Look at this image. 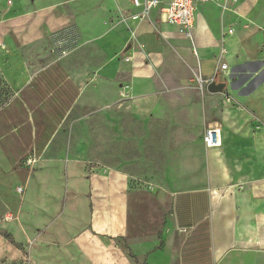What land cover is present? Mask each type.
<instances>
[{
	"label": "crops",
	"instance_id": "0c3cea01",
	"mask_svg": "<svg viewBox=\"0 0 264 264\" xmlns=\"http://www.w3.org/2000/svg\"><path fill=\"white\" fill-rule=\"evenodd\" d=\"M132 1L39 0L0 19V54L17 63L0 106V264H264V8L206 3L187 46L157 9L132 21ZM161 32L159 47L139 42ZM171 48L189 63L214 61L222 81V63L246 78L226 86L232 101L211 126L221 146L207 149L202 136L205 161L198 150L195 162L172 161L151 196L130 189L131 175L104 154L125 117L139 153L140 121L175 118L156 78ZM166 199L160 225L143 221L145 200Z\"/></svg>",
	"mask_w": 264,
	"mask_h": 264
},
{
	"label": "rangeland",
	"instance_id": "374dc122",
	"mask_svg": "<svg viewBox=\"0 0 264 264\" xmlns=\"http://www.w3.org/2000/svg\"><path fill=\"white\" fill-rule=\"evenodd\" d=\"M35 1L39 0H0V19L20 14L23 6L31 5ZM50 1L52 2V0ZM58 1L67 4L70 0ZM253 3L260 9L264 8V0H254ZM217 6L221 7L220 4ZM134 12L135 10L130 13V16ZM213 21L215 29L218 31V20L214 18ZM156 25L158 28L163 27L162 24ZM236 37H240L239 32H236ZM139 42L148 48L159 47L164 42L162 32L161 34L142 36ZM233 42L235 43L236 40L233 39ZM183 43L187 46L193 44L192 40ZM194 44L198 46V41ZM229 44L230 40L226 42V46L229 47ZM171 50L162 67L156 70V78L164 86L160 93V100L163 101L166 110H172L175 118H167L160 113L151 118V121L148 118L140 121V131L143 135L141 134L142 146L139 153L130 139L133 133L138 130L137 124L125 117L124 123L121 125L124 129L123 133L112 136L109 145H113V148L104 154V158L111 167H125V171L131 175L130 189L145 192L151 196L159 195V188L153 184L163 185L165 183L166 169L172 161H179L183 156L195 162L197 150L202 161H205L206 150L202 145L201 137L207 128L217 125L219 107L232 101L227 93V87L223 92L216 94L209 93L205 85L202 89L199 87L197 82L199 76L202 79H207L206 74L214 76L216 67L214 61L201 62L190 54L193 59L189 63L182 55L179 56ZM16 65L17 63L11 56L0 54V106L12 95L13 88L8 82L6 73ZM195 69H199V74ZM230 69L224 78L225 81L219 77H215V79L225 82L228 86L232 81H238L239 77H241L239 79L246 78V74L244 72L242 74L237 68L230 67ZM152 130H155L156 133L154 145L149 141V134ZM204 169L205 166L201 167L200 172ZM193 172L196 171L193 169ZM169 204L170 201L167 199L157 205L145 200L141 209L143 221L150 224L151 227L160 225L162 218L169 213ZM139 263L137 262V264Z\"/></svg>",
	"mask_w": 264,
	"mask_h": 264
},
{
	"label": "built area",
	"instance_id": "2783aa9c",
	"mask_svg": "<svg viewBox=\"0 0 264 264\" xmlns=\"http://www.w3.org/2000/svg\"><path fill=\"white\" fill-rule=\"evenodd\" d=\"M215 0H133L132 5L138 12L131 15L132 21H145L149 19L152 10L157 9L160 14V21L162 23L175 26L179 32L182 33L188 40H192V28L194 24L195 12L204 4L213 2ZM227 34H233V29H229ZM194 54L196 51L194 50ZM220 54H225V49L220 48ZM218 71L227 75L229 72L226 63L219 65ZM211 77L210 81L202 79L200 76L197 80L200 89L208 85L212 81H216L215 77ZM229 101V100H228ZM230 102V101H229ZM218 127H209L203 134V144L207 149L219 148L221 146V135ZM35 158L29 157L24 164L28 167L32 166ZM21 193V190H17Z\"/></svg>",
	"mask_w": 264,
	"mask_h": 264
},
{
	"label": "water",
	"instance_id": "95a60500",
	"mask_svg": "<svg viewBox=\"0 0 264 264\" xmlns=\"http://www.w3.org/2000/svg\"><path fill=\"white\" fill-rule=\"evenodd\" d=\"M225 88H226L225 82L217 83L216 81H212L208 83V85L206 86L207 91L211 94L221 93L224 91Z\"/></svg>",
	"mask_w": 264,
	"mask_h": 264
},
{
	"label": "flooded vegetation",
	"instance_id": "af4514ba",
	"mask_svg": "<svg viewBox=\"0 0 264 264\" xmlns=\"http://www.w3.org/2000/svg\"><path fill=\"white\" fill-rule=\"evenodd\" d=\"M216 82L218 83L219 81H218V80H216Z\"/></svg>",
	"mask_w": 264,
	"mask_h": 264
}]
</instances>
